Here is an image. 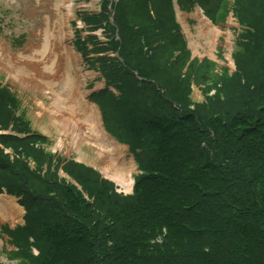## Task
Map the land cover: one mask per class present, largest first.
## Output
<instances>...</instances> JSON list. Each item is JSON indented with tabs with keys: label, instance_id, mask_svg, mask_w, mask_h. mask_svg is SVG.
Returning a JSON list of instances; mask_svg holds the SVG:
<instances>
[{
	"label": "trees",
	"instance_id": "16d2710c",
	"mask_svg": "<svg viewBox=\"0 0 264 264\" xmlns=\"http://www.w3.org/2000/svg\"><path fill=\"white\" fill-rule=\"evenodd\" d=\"M177 3L195 4L212 23L231 10L243 27L235 72L189 62L171 0H102L98 12H79L105 38L75 42L105 82L89 99L139 174L123 196L68 161L63 171L78 190L57 177L60 159L54 166L30 145L43 137L0 135V194L25 210L22 227L4 229L15 264H264V0ZM192 82L215 95L193 102ZM16 107L0 88V129L28 133Z\"/></svg>",
	"mask_w": 264,
	"mask_h": 264
},
{
	"label": "rangeland",
	"instance_id": "374dc122",
	"mask_svg": "<svg viewBox=\"0 0 264 264\" xmlns=\"http://www.w3.org/2000/svg\"><path fill=\"white\" fill-rule=\"evenodd\" d=\"M58 1L59 0H0V40L2 41V44L6 46L7 51L11 56L14 58L20 56L22 61L27 62V60L30 58L28 56V52H26V49L29 46H32V48L35 49L40 44L42 39H44V36L41 33L45 29L44 25L46 24L51 27V22L55 20H57L59 24L62 23L60 19L55 17L54 13L55 3ZM63 1L66 0H60V4ZM69 1L71 2V18L68 19L66 23L64 22L62 29L64 32H66L64 45L70 49L73 69H69L68 67L70 66L65 64L67 70L63 69V76L61 75L56 78L58 83L54 86L48 87L50 91L45 89L44 91L39 92L34 91L31 88L33 85L32 83L31 86H28L23 82L16 81L9 77L3 71L1 59L0 84L8 87L17 99L18 104L14 117L21 119L22 122L27 125L29 132L44 136V138H41L39 141L30 144L34 149L43 151V153L47 154L48 156H58L60 159L73 161L76 164H82L86 167H90L94 172L99 174L100 170L103 169L106 164L102 159L98 158L99 156L97 155V151L94 149V147H98L94 144L93 140L88 139L91 136L83 135L81 136V142H72L70 139L71 135H68L67 131L62 133L61 128L58 127V125H63L67 128L65 123L66 120L69 119L74 122L73 128L76 127L75 131L79 132L80 127L77 122L74 121V119L78 121L80 117L83 116V108L86 105L91 107L94 106L93 108L95 109L92 110L96 119L102 125V120L98 110L96 109V105L91 102L90 99L86 100L85 97L90 91L100 89L105 85V82L103 79H101V75L95 69L89 67L87 68V66L84 65V62L81 58L82 56H79L76 46H72L74 40L80 36V34L75 33V31L81 32L82 36L86 34L85 30L83 29V22L76 17L77 12L80 10L92 12L98 11L99 2L101 0H94L93 2L92 0ZM186 1H193L195 3V0ZM231 2L232 0H225V3L231 4ZM156 7H158L157 4ZM198 8L199 7L193 4L189 11L185 10L187 14H184H186L188 18H180L179 13L176 12V18L180 25L181 33L183 34L184 39L186 38L185 50H187L188 53L193 52L190 47V41H197V38L195 37L194 31L192 29L190 32L187 30L186 22L188 23V26L192 28L195 22L190 18V16L194 14ZM219 8L221 7L219 6ZM199 10L201 11L200 8ZM60 12L64 15H67L65 10H60ZM224 12L227 13V10ZM214 24V27L218 28L221 32V34L216 39V46L214 50H212L210 55H207L206 53H203V51L199 50L198 54L193 53L194 56H191L200 61L204 59L209 60V62L213 64L212 71L215 74H220L222 69L225 68L227 73L231 75L235 72L232 54L237 37L240 33H242L243 27L241 28L239 23L235 20L231 10L224 16L221 22ZM96 34L101 40L102 37L100 36V33L97 32ZM63 65L64 63H60V68H62ZM66 80L76 85L81 101L78 108L73 110L74 113H71L66 109V107L63 108L64 104L67 103L70 97V92L65 86L68 84L66 83ZM190 88L192 91L190 96L191 100L197 103L202 102L203 98L205 97L202 93L203 83L192 82ZM53 96L56 98V100L53 99ZM40 103L42 104L43 108L37 106ZM69 116H72L74 119L69 118ZM78 123L80 122L78 121ZM85 138L86 142L83 143ZM59 140L62 141L61 149L56 147V144ZM122 155H125L124 160L127 165L131 163L134 165L131 172V179L132 183L134 184L133 176L135 177V174L137 173L134 160L127 149L122 153ZM28 165L31 169L34 168V163H31L30 160H28ZM60 176L62 175L60 174ZM95 179V177H92V182ZM103 180L112 185L114 193L118 192L117 194L124 195L123 190H120L112 180H109L106 177H104ZM131 189H133V186ZM128 194H130V192H127L125 195ZM6 196L14 198L13 196ZM20 215V217H22V209ZM20 223L21 220L20 222H17L16 225H19ZM5 226L10 228L9 224L6 223L5 220H0V263L2 264H7L10 262V259H6L5 255L9 257V254L11 255L12 252H15V246H17L16 243L8 236L7 230L4 231V229H6ZM6 251H9L10 253H6Z\"/></svg>",
	"mask_w": 264,
	"mask_h": 264
},
{
	"label": "bare ground",
	"instance_id": "6f19581e",
	"mask_svg": "<svg viewBox=\"0 0 264 264\" xmlns=\"http://www.w3.org/2000/svg\"><path fill=\"white\" fill-rule=\"evenodd\" d=\"M93 1L94 0H92V2ZM59 4L60 0L55 3L54 13L55 17L60 19L62 23L59 24L58 21L55 20L51 22V27L46 24L44 25L45 29L41 32L44 39H42L35 49H33L32 46L26 49L30 58L27 62L22 61L20 56L16 58L11 56L6 46L2 44L0 40V60L2 59L3 71L9 77L16 81L23 82L25 85L31 86L32 83L33 85L31 88L34 91L42 92L48 89V87L56 85L58 83L56 78L61 75L63 76L62 70H67L66 65L70 66L68 67L69 69H73L70 49L64 45L66 32L62 29L64 22L66 23V21L71 18V2L66 0L60 5ZM60 10H65L67 15L62 14ZM178 13L180 18H188L184 13ZM190 18L194 20L195 23L192 28H190L186 22V28L189 32L192 29L197 38V41H190L192 53L198 54L200 50L210 55L216 46V39L221 32L218 28L214 27L215 25H213L199 9H197ZM60 63H64L62 68H60ZM66 83H68L65 86L70 92V97L67 103H63V108L66 107L67 110L74 113L73 110L78 108L81 101L76 85L72 82L70 83L68 80H66ZM48 91H50V89H48ZM53 99L56 100L54 96ZM37 106L43 108L41 103ZM93 107L94 106L91 107L86 105L83 108V116L78 120L80 123L72 116H69V118L74 119L79 125V132L75 131L76 127L73 128L74 122L69 119H67L65 123L67 128L63 125H58V127L61 128L62 133L67 131L68 135H71L70 139L72 142H81V136L83 135L91 136L88 139L93 140L94 144L98 147H94L99 156L98 158L102 159L106 164L105 167L100 170L103 177L112 180L114 184L122 188L125 193L130 192L132 188L131 172L134 165L133 163L127 165L124 160L125 155H122V153L126 151V148L119 146L103 131V129H101V125L93 112L95 109ZM84 142H86V138L83 140V143ZM56 147L59 149L62 148L61 140L57 142ZM20 214L21 209L14 203L13 198L0 196V220H5L12 226L20 222V220H18Z\"/></svg>",
	"mask_w": 264,
	"mask_h": 264
}]
</instances>
